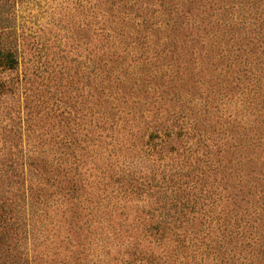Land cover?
<instances>
[{"label":"rangeland","instance_id":"1","mask_svg":"<svg viewBox=\"0 0 264 264\" xmlns=\"http://www.w3.org/2000/svg\"><path fill=\"white\" fill-rule=\"evenodd\" d=\"M262 2L0 0V47L11 48L17 61L14 68L0 67V259H230L212 236L230 228L222 217L228 221L234 200L226 197L230 188L213 207L193 200L205 194L200 182L213 180L208 166L195 163L204 158L196 143L210 145V158L221 162L210 168L219 173L237 148L204 135L207 124L229 117L248 129V105L260 99L227 85L220 59L206 57L225 48L231 32L223 33V23H236L242 32ZM201 16L205 22L196 31ZM248 217L259 228L258 214ZM257 248L239 246L234 258L241 250L244 264H256Z\"/></svg>","mask_w":264,"mask_h":264},{"label":"trees","instance_id":"2","mask_svg":"<svg viewBox=\"0 0 264 264\" xmlns=\"http://www.w3.org/2000/svg\"><path fill=\"white\" fill-rule=\"evenodd\" d=\"M261 8L262 11L256 9L252 15L247 18L245 17L250 23L247 27L244 26L242 29L243 31L240 33L239 30L236 29V23H231L229 21V25L226 26V23L222 22L224 25V28H221L223 33L231 32V35L227 39H224L222 43L225 48L219 46L215 51L216 55L210 56L209 54L206 57L220 59L219 63L221 67H224L223 75H227V85H234L241 93L253 99H260L256 102L255 107H251L250 104L248 105V107L252 109V113H250L251 120L248 122L251 127L248 129H245L241 124L235 121L227 119L229 117H226L222 123L218 122V117L217 122L211 119L207 124L210 128V132L204 131V135L206 133H212L219 142L224 139L232 141L230 146L237 148L235 151L236 154L234 153L235 158H228L226 164L228 166L226 168H221L219 173L217 172V168H210V166L215 165V163H221L217 159L213 161V159L210 158V145H204L206 144L205 141H203L201 145L196 143L197 146L203 147L202 156H204V158L197 159L195 163L197 165L204 164L208 166L213 180L212 182L201 181L200 190L203 188L205 194L201 197L200 194L202 192L199 191L193 194V200L200 205H203L205 201H209V207H213L221 199L222 191L230 188L229 195L226 197H231V199L234 200L232 203L236 206H233L232 209L229 210L226 209L229 213V215L226 214L228 216V221L226 217H222L223 224L225 226L230 224V228L226 229V227L221 226L214 237L212 236L215 243L216 240L224 243L220 246V249L225 247L229 250L227 254L230 255L231 260H222L224 264H244L245 257H241V250L239 251L237 259L234 258L236 255L235 250L239 246L240 249L249 248L252 244L259 246L256 250V264H264V156L260 157L259 155L264 151V108H262L264 106V93L261 94V90L259 93V87L264 83V75L260 76V74H264V0ZM169 20H171V17ZM204 20L205 18L201 16L198 24H196V31H199L200 25L205 22ZM181 24L182 21L178 23V25ZM223 62L225 63L224 66H222ZM16 65L17 61L14 51L8 47H0V67L10 69L14 68ZM219 71V73L222 74L221 68ZM258 105L261 106V109H256ZM215 145L216 144H213L212 146ZM201 147H197L193 153L197 152ZM255 149H260L259 154L255 153ZM188 150L189 149L186 151ZM246 153H250L251 155H247ZM185 155H190V153L184 154L183 156L184 159L188 161ZM244 158H247L246 164H242V159ZM260 159L261 162L260 165H258ZM243 165H245L244 168ZM217 174L221 175L220 181L222 182L220 186V181L216 183ZM252 195L253 198H256L254 202H252ZM255 204H257L259 210H257ZM1 209H3V207L0 203V214L3 217ZM209 210L210 209L205 210L203 217L207 216ZM230 213H233V218ZM251 213L258 214L259 228L257 227L258 225L254 226L251 223L249 224L248 216ZM255 219H257V217H255ZM178 221L179 219L175 222ZM241 224L243 227L240 229ZM156 225L162 230L161 234H164V225H159V223ZM177 227H181V222L174 225V228ZM231 243L235 244V247H231ZM223 253L226 254L225 252ZM236 260H240V262L237 263ZM246 261L252 264L250 259H246ZM147 263L153 264L154 262L147 260ZM0 264H5V261L0 259Z\"/></svg>","mask_w":264,"mask_h":264}]
</instances>
